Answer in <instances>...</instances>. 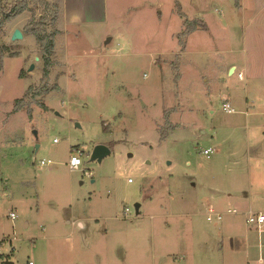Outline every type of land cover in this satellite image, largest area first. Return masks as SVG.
Masks as SVG:
<instances>
[{"label":"rangeland","instance_id":"374dc122","mask_svg":"<svg viewBox=\"0 0 264 264\" xmlns=\"http://www.w3.org/2000/svg\"><path fill=\"white\" fill-rule=\"evenodd\" d=\"M62 4L47 77L31 13L0 28V264H264V228L215 205L242 190L264 213V0Z\"/></svg>","mask_w":264,"mask_h":264},{"label":"trees","instance_id":"16d2710c","mask_svg":"<svg viewBox=\"0 0 264 264\" xmlns=\"http://www.w3.org/2000/svg\"><path fill=\"white\" fill-rule=\"evenodd\" d=\"M40 1L41 12L39 15H37V5L35 4V8H31L29 6V0H16L11 4H6L4 0H0V28L2 27L4 20L10 19L11 13L12 15L22 14L26 11L31 13L32 16L25 24L23 32L27 35H31L38 45V48H40V58L45 64L44 76L47 77L48 69L51 65L50 56L54 52L55 38L59 32L57 26L59 24V21H61L63 17V0H54L53 3H49L46 0ZM48 28H50L51 30L48 31ZM195 30H197L196 24L194 25L191 23H185V29L181 33V36H187ZM2 49H0V71L2 69L3 59L7 54L6 48L3 47ZM8 57L13 58L14 55L9 54ZM20 77H22V74H20ZM28 91H30V89ZM28 91L26 92V94L28 93ZM21 101L22 99L15 101L14 111H18L17 106L21 104ZM41 107L45 109V106L41 105Z\"/></svg>","mask_w":264,"mask_h":264},{"label":"crops","instance_id":"0c3cea01","mask_svg":"<svg viewBox=\"0 0 264 264\" xmlns=\"http://www.w3.org/2000/svg\"><path fill=\"white\" fill-rule=\"evenodd\" d=\"M76 0H64V5H65V12L68 11V8L69 6L75 2ZM78 2H81L82 0H77ZM70 4V5H68ZM81 6V5H80ZM80 9H78L77 12H75L73 15H71V18L69 19V22H72V24H75V23H78V22H81L83 21L82 19H85L86 17H90L91 16V10H90V6L86 3L83 5V7H79ZM66 14V18L68 17L67 16V13ZM235 70V68H234ZM207 149V148H206ZM255 198L254 195L248 191H242V190H239L238 192L234 193V194H228L227 197L226 196H217L216 200H215V205L218 207H222L223 204L225 202L228 201H232L233 203H230V204H233V205H236V207L238 209H240V212H247L250 210L249 206H247L246 204H243L245 202H251L252 199ZM240 206H246V207H240ZM201 209L203 210L204 209V206H201ZM210 209H213V208H210ZM235 209V208H234ZM214 210V209H213ZM217 211V210H215ZM217 212H220V211H217ZM259 213V212H258ZM262 213V212H260ZM246 222V221H245ZM77 225L79 228H83V224L81 221H77ZM226 228V232L227 234H232L233 231H234V226L235 225V222H227L225 224ZM264 228V224L262 225V227L258 228V230H262ZM224 230V229H223ZM219 234V233H218ZM220 234H222L220 232ZM184 233L183 232H180L179 234V237L182 239V242H183V250H185L184 252L188 251V243L184 242Z\"/></svg>","mask_w":264,"mask_h":264},{"label":"built area","instance_id":"2783aa9c","mask_svg":"<svg viewBox=\"0 0 264 264\" xmlns=\"http://www.w3.org/2000/svg\"><path fill=\"white\" fill-rule=\"evenodd\" d=\"M239 79H242V75L239 73L238 75ZM224 111H226L227 113H233V109L230 107L229 103H225L223 105ZM54 142H56V140H54ZM213 153V149L212 148H207L203 151V155L206 158H210V156ZM46 163H49V161L45 162L44 160H42L40 162V165L45 166ZM81 165V161L80 158L77 155H71L68 161V168L69 170H77L79 168V166ZM88 176H90L91 174L88 173ZM130 182V180H129ZM239 213L238 210L236 209H227L225 212H217L213 209H208L206 211V221L207 222H212L213 220L215 221H221L223 216L225 215H233V214H237ZM245 215V221L247 224L252 225V226H256L257 228L262 227V225L264 224V213H255L252 212L251 210L244 212ZM9 217L14 220L16 218V215L13 213L9 214ZM31 264V263H29Z\"/></svg>","mask_w":264,"mask_h":264},{"label":"water","instance_id":"95a60500","mask_svg":"<svg viewBox=\"0 0 264 264\" xmlns=\"http://www.w3.org/2000/svg\"><path fill=\"white\" fill-rule=\"evenodd\" d=\"M23 38L22 33L20 32V30L15 29L11 35V41H19ZM36 60H38V58H35ZM33 69V65H31V67L29 68L28 72H30ZM234 72V68H231L229 74H233ZM111 154L110 149L104 145H97L93 148L91 154H90V158L89 160L91 162H97L98 164H100L102 162V160L106 157H108ZM138 206L136 205V211ZM4 264H12L9 262H4Z\"/></svg>","mask_w":264,"mask_h":264}]
</instances>
